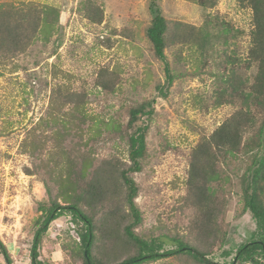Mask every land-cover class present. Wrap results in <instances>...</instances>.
I'll use <instances>...</instances> for the list:
<instances>
[{
    "label": "rangeland",
    "instance_id": "obj_1",
    "mask_svg": "<svg viewBox=\"0 0 264 264\" xmlns=\"http://www.w3.org/2000/svg\"><path fill=\"white\" fill-rule=\"evenodd\" d=\"M28 1L55 5L61 17L57 41L47 47L39 46V64L34 63V57L26 56L18 60L26 70L10 72L0 66V237L13 264H31L40 204L51 199L45 183L49 182L36 173L33 159L22 151L21 145L46 112L54 83L67 82L53 77L54 65L73 75L74 88L90 93V110L103 117L115 116L126 123L129 108L142 101L152 102L153 111L142 115L136 124L147 128V155L142 170L133 175L140 187L136 202L144 216L138 230L148 233L163 226L164 232L198 241L191 223L193 213L179 208L180 199L187 193L188 157L202 137L210 136L240 107L229 103L211 106L212 95L217 87L216 73L226 58L235 53L248 58L253 10L242 6L239 0H216L211 7L190 0H158L169 21H182L197 28L206 26L211 33L210 50L205 56L184 44L167 46L165 53L176 76L168 84L165 64L156 56L147 35L152 20L150 0H0V4ZM89 15L101 21L94 22ZM218 18L240 31L238 36H225ZM226 39L229 42L225 43ZM200 58L204 63L198 69L196 59ZM105 69L116 72L119 84L114 92L108 93L97 85L100 72ZM243 70L251 78L257 72L256 67L246 70L245 64ZM117 141L118 149L113 147V140H101L94 147L96 156L102 160L114 154L120 161L130 163L127 146ZM246 161L222 167L231 181L222 193L227 202L223 216L226 242L212 246L208 255L217 262L230 263L238 247L252 240L257 231L251 212L244 209L242 176ZM206 240L205 244L211 241ZM79 243L77 227L67 211L45 233L40 260L43 264H83L82 255L73 256ZM226 251H231V255H226ZM94 253L106 264L129 255L127 250L106 241L98 243ZM0 264H7L1 253ZM146 264L190 263L173 256Z\"/></svg>",
    "mask_w": 264,
    "mask_h": 264
},
{
    "label": "trees",
    "instance_id": "obj_2",
    "mask_svg": "<svg viewBox=\"0 0 264 264\" xmlns=\"http://www.w3.org/2000/svg\"><path fill=\"white\" fill-rule=\"evenodd\" d=\"M190 1L204 7L216 4V0ZM239 2L253 10L248 58L236 53L226 58L216 73L217 87L211 106L229 103L240 107L210 136L202 137L192 150L188 157L189 177L185 182L187 193L179 204L181 211L186 208L193 213L191 223L198 241L171 235L162 231L163 226L148 233L138 230L144 216L136 202L140 187L133 175L142 170L147 155V128L136 124L142 115L153 111L152 102L142 101L129 108L126 123L115 116L103 117L90 110V93L74 88L73 75L54 65L53 77L67 82L54 83L46 112L28 131L21 145L22 151L33 159L36 173L49 182L45 183L51 195L50 202L40 204L41 215L35 221L31 264H43L40 260L42 239L50 224L67 211L72 215L80 241L73 256L82 255L83 264H106L94 253L98 243L104 241L129 252L114 264H146L173 256L190 264H227L208 257L212 246L226 242L223 216L227 202L222 193L231 177L222 167L245 160L244 209L251 212L257 231L252 240L238 247L228 264H264V0ZM149 8L152 20L147 35L156 56L165 64L168 84H172L176 76L165 53L167 46L184 44L205 56L210 50L211 33L206 26L197 28L186 22L169 21L158 0H150ZM60 17V9L51 4L1 3L0 66L10 72L26 70L18 62L26 56L34 57V63L39 64V46L47 47L57 41ZM89 17L94 22L101 21ZM218 22L223 25L225 36L232 33L233 37L238 36L240 31L220 18ZM196 61L200 69L204 61L202 58ZM8 64L12 66L7 68ZM244 64L246 70L257 68L252 78L243 73ZM115 77V71L102 70L97 85L108 93L114 92L119 84ZM101 140H113L116 149L120 147L117 140L123 142L130 163L120 161L114 154L100 160L94 147ZM206 238L211 239L207 244ZM170 243L173 247L167 248ZM0 253L7 264H13L1 237ZM225 253L229 256L232 252Z\"/></svg>",
    "mask_w": 264,
    "mask_h": 264
}]
</instances>
